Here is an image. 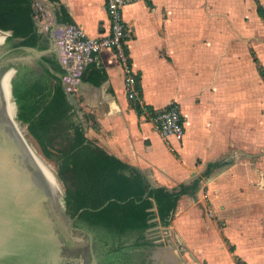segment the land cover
<instances>
[{
	"label": "crops",
	"instance_id": "1",
	"mask_svg": "<svg viewBox=\"0 0 264 264\" xmlns=\"http://www.w3.org/2000/svg\"><path fill=\"white\" fill-rule=\"evenodd\" d=\"M259 4L264 7V0H132L124 6L126 44L142 86L140 103L159 110L177 102L185 120L179 141L164 138L132 105L112 49L91 61L107 73L99 84L82 76L87 64L76 67L64 52L69 25L90 37L110 34L106 0L34 2L37 49L67 69L66 88L82 112L88 138L155 186L178 191L199 180L194 193L181 195L170 225H159L164 231L172 228L169 244L176 240L193 250L192 256L211 262L219 252L221 264H238L236 258L264 264V76L258 68L264 69V19ZM63 10L69 21H63Z\"/></svg>",
	"mask_w": 264,
	"mask_h": 264
},
{
	"label": "trees",
	"instance_id": "2",
	"mask_svg": "<svg viewBox=\"0 0 264 264\" xmlns=\"http://www.w3.org/2000/svg\"><path fill=\"white\" fill-rule=\"evenodd\" d=\"M34 2L0 0V30L11 32L9 41L20 38L14 42L15 47H40ZM257 11L264 19L261 4ZM62 15L63 21H69L64 10ZM255 61L258 63L256 57ZM39 63L44 67L40 73L27 64L13 65L10 80L18 122L36 141L41 154L55 164L64 187L66 211L71 217L79 213L76 225L93 232L102 250L100 264H144V250L153 245L144 233L159 223L170 225L181 195L194 193L199 180L181 185L178 191L155 186L138 169L89 139L77 103L64 84L67 69L56 57L44 55ZM258 68L264 76L263 67L258 64ZM82 73L96 84L107 78L105 69L94 62H89ZM138 87L142 91L140 78ZM131 103L141 114L140 104ZM114 240H119L118 244H112ZM107 243L112 246L103 251ZM230 249L234 251V246ZM236 262L245 264L239 258Z\"/></svg>",
	"mask_w": 264,
	"mask_h": 264
},
{
	"label": "water",
	"instance_id": "3",
	"mask_svg": "<svg viewBox=\"0 0 264 264\" xmlns=\"http://www.w3.org/2000/svg\"><path fill=\"white\" fill-rule=\"evenodd\" d=\"M0 32L6 33V40L8 31ZM15 49L25 54L6 58V53H0V264H72L61 255L62 237L78 245L82 236L73 219L79 213L74 218L68 215L56 166L41 154L36 141L18 122L12 78L6 71L2 72L8 60L43 72L44 67L39 63L43 53L31 46ZM64 84L67 85L65 79ZM79 116L82 117V112ZM155 220L158 218L151 222ZM159 224L155 227L160 228ZM162 242V237L154 240L158 249L174 250L171 244L165 246ZM166 256H163L164 264ZM176 256V261L183 264ZM93 264H97L95 257Z\"/></svg>",
	"mask_w": 264,
	"mask_h": 264
},
{
	"label": "built area",
	"instance_id": "4",
	"mask_svg": "<svg viewBox=\"0 0 264 264\" xmlns=\"http://www.w3.org/2000/svg\"><path fill=\"white\" fill-rule=\"evenodd\" d=\"M132 0H106V9L111 23V32L107 36L90 37L77 25H69L64 33L62 45L64 52L76 60V67H82L91 62L94 56L104 49H112L119 60L130 101L138 102L143 109L141 114L149 118L161 135L168 139L174 136L182 140L185 133V120L180 105L177 102L167 107L151 111L140 103L141 90L138 87V74L134 71L131 56L127 48L128 28L124 19V6ZM1 33V32H0ZM10 35L11 32L8 31ZM156 228V230H155ZM150 233L157 239L161 238L160 228L155 227ZM159 232V233H158Z\"/></svg>",
	"mask_w": 264,
	"mask_h": 264
},
{
	"label": "flooded vegetation",
	"instance_id": "5",
	"mask_svg": "<svg viewBox=\"0 0 264 264\" xmlns=\"http://www.w3.org/2000/svg\"><path fill=\"white\" fill-rule=\"evenodd\" d=\"M16 40H3L1 43H3L2 47L0 48V53H6L5 57H10L15 54L23 53L22 50L15 49L16 47L13 45ZM0 43V44H1ZM13 65L14 61H6L2 67V72H7L9 78H12L13 76ZM69 215V214H68ZM74 218V217H72ZM73 225L78 228V233L82 236L81 240H79V243L77 246H75L74 242L71 239H67L65 237H62L63 245L61 247V255L70 263L72 264H93L94 257L96 258L97 264L101 263V256H102V250H99V244L94 240V234L93 232L88 229L86 226L79 227L76 225V218L73 219ZM146 238L149 239L153 245H149L144 250V256H142V259H144V264H164L163 258L158 260L155 256V251L158 249V245L154 244V240L157 239L155 235H151L150 231L144 233ZM119 240H114L111 242L112 244H118ZM104 244L103 251L107 250L112 244ZM161 245H159L160 247ZM79 259L80 261L76 260Z\"/></svg>",
	"mask_w": 264,
	"mask_h": 264
},
{
	"label": "rangeland",
	"instance_id": "6",
	"mask_svg": "<svg viewBox=\"0 0 264 264\" xmlns=\"http://www.w3.org/2000/svg\"><path fill=\"white\" fill-rule=\"evenodd\" d=\"M4 37H5V35L1 38V40ZM8 37H7V40H8ZM171 230H172V228L170 227L169 229H167V231H164V229H162V231H160L161 233L158 232L160 234V236H162V239H163L162 244H165V246L169 245L168 236L170 235ZM215 232H214L215 237H217V239H218V241L215 242V245H218V248H220V247H222V239H220V237H219V229L215 230ZM214 234H212V235H214ZM213 241H214V239H213ZM170 243H171V240H170ZM171 246L174 247V250H176L175 256L178 255L183 264H221V262H222V254L219 252L214 256V260H213L214 262H211V261L203 259L201 256H192L193 250L185 248L184 245L179 244L176 240H174L171 243ZM166 250L167 249H162V248L156 249V251H155L156 258L158 260L163 258V256H165V254H166ZM218 261H221V262H218Z\"/></svg>",
	"mask_w": 264,
	"mask_h": 264
},
{
	"label": "bare ground",
	"instance_id": "7",
	"mask_svg": "<svg viewBox=\"0 0 264 264\" xmlns=\"http://www.w3.org/2000/svg\"><path fill=\"white\" fill-rule=\"evenodd\" d=\"M5 35V37L1 40V38ZM6 38V33H0V43ZM175 253H176V250H169L166 252L165 255L166 256V263L165 264H179L178 261H176V258H175Z\"/></svg>",
	"mask_w": 264,
	"mask_h": 264
}]
</instances>
